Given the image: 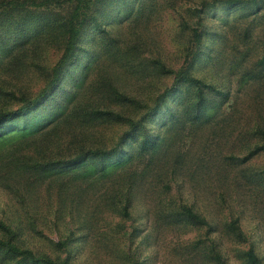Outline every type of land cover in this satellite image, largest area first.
Segmentation results:
<instances>
[{
	"label": "rangeland",
	"instance_id": "obj_1",
	"mask_svg": "<svg viewBox=\"0 0 264 264\" xmlns=\"http://www.w3.org/2000/svg\"><path fill=\"white\" fill-rule=\"evenodd\" d=\"M226 1L111 0L99 16L102 29L89 24L62 88L48 109L28 120L41 124L48 112H65L104 84L108 74L116 91H106V101L92 93L94 110L108 108L134 120L145 115L158 149L140 156L136 135L122 145L131 156L125 169H116L117 159L109 161L113 173L106 177L69 181L64 176L42 184L14 177L8 185L0 182V220L18 232L16 242L68 258L69 264H216L212 244L227 264H246L242 252L250 247L264 264V151L244 164L232 159L264 144V70L258 66L264 57V0H241L234 6ZM194 27L203 31L198 47L190 44ZM5 29L0 87L15 97L35 98L45 89L46 74L60 58L62 44L46 39L51 30L41 32L23 45L16 63L13 56L19 51L10 56L1 50L19 44ZM193 52L191 74L207 86L204 95L210 102L206 119L195 122L190 116L195 90L181 84L175 94L174 76L164 75L158 65L177 72ZM168 92L171 96L158 102ZM20 106L15 100L3 105L9 111ZM91 130L90 143L111 150L128 128L99 120ZM31 149L13 153L19 157ZM7 152L0 151V156ZM132 174L141 175L128 176ZM131 182L125 218L124 192ZM180 205L205 217L213 229L169 219L166 210L178 211ZM231 216L238 218L247 242L234 244L222 233ZM57 242L66 248L54 251Z\"/></svg>",
	"mask_w": 264,
	"mask_h": 264
},
{
	"label": "trees",
	"instance_id": "obj_2",
	"mask_svg": "<svg viewBox=\"0 0 264 264\" xmlns=\"http://www.w3.org/2000/svg\"><path fill=\"white\" fill-rule=\"evenodd\" d=\"M111 0H0V42L3 43V31L7 30L19 39V44L6 49H1L4 55H12L14 51H19L13 56L14 62L19 63L22 59L23 45L37 38L41 32H46L47 40H57L62 44V53L54 67L46 74L49 79L45 89L34 97L20 96L15 97L13 94L0 87V151H8L5 156H0V162L3 166L0 171L4 177L0 182L8 185L10 178L19 177L22 181L36 184H42L49 181L61 179L67 176L69 181L88 180L90 178H103L113 173L110 169L111 162L117 163L120 171L124 170L131 156L127 155L122 145L127 139H134L139 135L137 141L138 154L141 156L145 152L152 155L158 149V142L155 136H152L145 125L146 116L134 120V117H125L114 113L110 109L104 111L94 110L96 105L90 99V95L98 92L103 95V100H109L110 96L104 93L114 89L116 91L115 80L110 75H105V80L90 92L89 96L82 101H77L72 107L57 116L47 115L48 119L41 124H37L28 118L39 113L46 108L53 99L54 94L62 88L66 75L69 73V67L72 66L78 57L77 49L82 40L86 28L89 24L101 28L99 16L105 14L106 8ZM241 0H227L228 5H238ZM103 13V14H102ZM99 14V15H98ZM103 19V18H102ZM190 44L198 47L202 39V30L197 27L191 28ZM103 48L105 46L102 45ZM106 49V48H105ZM197 53L193 52L190 61L187 54L184 59V65L177 72L167 70L160 62L158 65L164 75L174 76L173 92L178 93L181 84L187 85L195 90L194 108L191 111V118L205 120L207 117V108L210 102L204 95L206 85L200 80L193 77L191 68ZM9 56V57H10ZM260 71L264 70V57L259 61ZM69 92H65V96ZM72 93L69 95L71 96ZM69 96L67 98H69ZM122 99H125L121 95ZM168 95L160 96L158 102H164ZM7 100H15L21 103L16 110L9 111L4 109ZM158 104L149 112L148 117L152 116L158 110ZM115 122L127 126L128 130L121 142L113 149L107 147L95 146L90 143L93 132L88 131V127L96 122ZM19 122L21 124H19ZM17 125L21 129L16 128ZM33 125L32 128L30 126ZM31 145L33 148L31 149ZM30 147L31 153L27 155L15 156L14 149ZM4 148V149H3ZM264 151V144H256L248 150V153L242 157H233L237 163L244 164L254 156ZM172 173H174L172 171ZM258 175L260 173H257ZM141 175V174H140ZM140 175H128L133 178ZM11 181V180H10ZM32 184V182H30ZM134 182H131L125 192L126 204L122 207V216H129L127 205L129 196ZM36 186V185H35ZM62 185L58 186L59 192ZM264 189V186H263ZM169 219L180 223L206 228L207 232L213 229L212 224L205 217L194 212L187 205H180L178 211L170 208L166 210ZM0 264H69L68 258L51 256L46 251L35 250L23 247L16 242L18 232L9 225L0 220ZM222 233L228 241L234 244L247 242L248 238L239 226L238 218H231L227 221L222 229ZM54 251L66 248V244L57 242L53 245ZM211 252H214L216 264H227L225 257L215 250L212 244ZM243 261L246 264H262L253 248L242 252Z\"/></svg>",
	"mask_w": 264,
	"mask_h": 264
}]
</instances>
